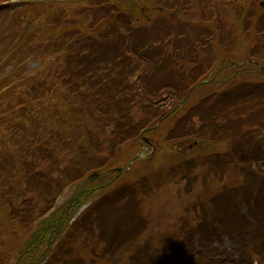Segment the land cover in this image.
Returning a JSON list of instances; mask_svg holds the SVG:
<instances>
[{
    "label": "trees",
    "instance_id": "16d2710c",
    "mask_svg": "<svg viewBox=\"0 0 264 264\" xmlns=\"http://www.w3.org/2000/svg\"><path fill=\"white\" fill-rule=\"evenodd\" d=\"M56 1L68 2V8L54 9ZM22 2V7L13 11L0 7V22L4 23L6 16L12 17L17 22L16 34H21L19 22H23L22 36L28 37L25 46L29 43L33 47L43 45L50 50L49 56H54L44 70H39L41 66H38L25 73L31 57L28 50L9 46L0 49L1 56L9 54L12 65L18 66L14 80H0V229L13 223L23 233L43 213L40 199L49 202L54 193H60L92 169L117 161L121 145L129 141L136 144L143 129L154 126L164 117L166 109L155 106L162 92L166 93L167 89L175 91L178 87L183 93L181 85L186 87L193 82L182 83L178 78L181 67L172 66L168 72V67L175 61L173 57L181 60V52L185 51L183 46L182 51L180 46L175 48L180 52L176 56H171L168 51L172 40L181 41L178 35L165 41L160 31L150 29L148 21L134 26L131 23L133 13L126 11V3L119 0ZM233 3L237 8L235 0ZM72 6H83V9H73ZM42 10L44 39L38 36L40 24L35 21ZM88 10H92L89 21ZM247 17L246 27L254 28L252 36H264L261 32L264 18H259L256 24L250 14ZM196 23H188L182 40L187 41ZM163 30L170 29L163 27ZM0 72L7 73V70L1 69ZM242 90V93L229 96L230 103L239 110L234 120L235 136L238 135L239 140L233 151L242 156L246 168L251 171H247L246 182L241 185L200 196L204 206L197 223L190 224L195 219L191 214L182 218L186 245H191L196 235L202 244L211 237L219 238L223 233L238 230H250L264 238V224L259 218L262 210L264 213V172L260 175L264 164V151H260L264 150V138L256 139L260 134L264 135V100L262 109L260 107L254 113L258 115L254 125L246 128V110L253 106L249 102L262 90L255 85H246ZM217 104L214 103L213 109ZM195 116L199 117L201 134L214 132V112L197 105L188 111H180L174 126L168 127L167 136L176 138L195 135V132L198 135L199 131L192 122ZM184 163L188 171H194L196 167L203 169L205 174L215 170L210 161L194 157L187 158ZM243 206L251 211L259 225L250 224L249 218L244 217L241 213ZM92 213L93 210L85 213L81 220L89 218ZM94 215L104 218L103 211ZM124 219L128 220V229L120 235L115 247L106 248V254L114 255L125 247H133L126 264H159L163 258L176 263L183 260L185 252L183 254L172 246L180 237L177 233L171 235L172 238L161 236L159 239L160 236L155 235L157 242L150 243L142 237V226H131L135 219L133 211H128ZM77 226L82 228V222ZM4 227L0 235L6 237L8 231ZM102 230L105 236L115 238L114 234L119 233L121 227L112 225V233L108 228ZM16 234L13 229L9 238ZM18 244L15 242L11 248L13 253L18 250ZM73 255L74 258L70 254L66 262L60 255L58 258L54 256L50 264H101L105 261L104 254H95L94 259ZM24 263L25 260L21 264Z\"/></svg>",
    "mask_w": 264,
    "mask_h": 264
},
{
    "label": "rangeland",
    "instance_id": "374dc122",
    "mask_svg": "<svg viewBox=\"0 0 264 264\" xmlns=\"http://www.w3.org/2000/svg\"><path fill=\"white\" fill-rule=\"evenodd\" d=\"M119 1L124 4L123 1ZM147 2L149 9L144 11L142 16L145 20L146 18L149 19L148 22L151 24L150 29H154L155 32L163 30L164 22H168L171 24L170 30H173L171 32H178L186 27V24H183V21L189 17V14L185 13L183 10H159V8H166L165 6H163L166 4L165 0H160L162 4L157 3L156 0H147ZM200 2L201 1L199 0L198 4ZM218 3L220 4V0H217L216 3L218 13L215 17H217V20L214 21L212 25L215 27L221 26L222 23L219 16L224 17L225 24L223 26L224 31L219 32L216 36L215 41H218V43L215 44L213 50L214 54H216L220 50H226V48L222 46L221 43L225 45L229 40L233 41V43L236 45L235 51L233 53L234 58L241 57L243 53H261L264 56V49L262 48L261 50L260 48H258V45L263 42L264 36H252L253 32L252 34L251 32L248 33L251 27H246V21H248L247 15L251 12H254L253 7H250L251 5L247 3L241 4L239 8H236L234 4L223 5L222 3L218 5ZM257 4H260V1L256 3V6H258ZM198 6L200 7L201 4H199ZM221 6L225 10L226 7H228L227 12L222 10ZM72 8L82 10L83 6H81L80 8H78V6H72ZM213 8L214 7H212L211 9ZM262 8L264 9V6H262ZM136 15L138 14L136 13ZM90 17L91 14L87 16L88 19H90ZM259 18H264V11L259 10L258 18L256 20H253V22L258 24ZM213 26L207 27L204 25H195V28H214ZM0 27H2V25ZM227 32L230 36H226ZM179 44H181V41L175 42L174 40H172V50H174ZM223 53L224 52L222 51L220 52V54ZM172 54L174 56L178 55L175 53ZM183 57L184 56L181 55V60H179V63L177 65H180V63L183 62ZM205 58L206 57H202V59ZM34 66L35 62H33V64L30 66V69H32ZM242 79L247 78L242 77L239 80ZM251 79L255 82L257 81V78ZM245 86L246 82H242L239 83V85L235 87V89L242 90V88H244ZM209 89L210 88L207 87L206 89L197 90L192 97V101H197ZM166 98H168L167 100H165L166 102H168L166 106L169 105L170 107L173 103V101L170 103L172 98H169L167 96ZM255 107H261L260 109H262L263 105L259 104ZM253 110L254 108H248L246 110L247 115L245 117L246 121L248 122L246 128L249 129L254 123H250L248 120H254L258 117V115L253 113ZM226 116L229 119H234L236 116V112L229 113ZM179 117L180 113L170 116L166 119V121L162 123L160 129L157 132L152 131L153 133L149 134L150 136L156 138L155 143L158 147L156 148L155 153L148 151L146 148L140 147V143L138 141L136 142V144L132 143L134 144V146L124 150V156L128 157L130 154L133 155L137 152L140 153L141 151L142 155L138 160L136 159L131 164V169L123 172L118 178L113 180V182H111V185L106 188V190L101 189L100 187H98V185L103 182L105 183V181L108 179L102 178L98 180L95 184V186L98 187V190H96L94 193H92L93 191L91 192V196L92 198H94V204H101V202L103 201L109 203L111 206H114L116 202H119L120 204L116 209L124 213L126 212L125 209L126 206H128V201H130L129 207L131 211L135 213V219L131 222V225L135 228H139L142 226L141 229L144 230L142 237L146 241L150 240V243L156 241L154 238L157 233H159V239H161V236L169 238L171 235H173V231H176L181 223L180 219L182 215L191 214L197 220L201 214V207L204 206V203L200 202V196H203L210 191L215 193L220 191L221 189L232 188L235 185H240L244 181V173L242 172V169H245V174H247V171H251L249 168L243 167L238 162L236 152H233L232 159L234 160V162H225L217 158L219 164L215 167L217 169V171L214 170L216 173L210 170L211 172L204 174L202 172V169H200L199 167H196L194 171H188L185 163H183V165L181 166L172 167L170 158L173 157L174 154L178 153V149L180 147L186 146H179L178 141L170 139V137L167 136L168 127L172 128ZM242 120L244 122V117L242 118ZM262 121L264 123V118L262 119ZM260 138H264V136ZM231 139H233V137L229 136V139L220 140V143L215 145H213V142L204 141L199 148H193V151L190 153V155L192 156L197 154L198 152L208 150L225 152L229 148L228 145L230 144ZM238 140L239 139H237V141ZM255 142H257L256 139ZM126 146L127 145H125L123 148H125ZM119 151H121V149ZM185 154H187V152H185ZM122 157L123 156H121V158L117 160V162H119ZM226 157L228 156H225V158ZM126 162H122L124 163L122 164L124 165L123 167H125V165L127 164ZM119 165H121V163ZM146 172H148L149 174L146 178L143 179L142 186L137 187L136 178L142 176L143 174H146ZM181 174H185V178H181ZM93 180L94 178H92L91 181L87 183L89 189H92L94 187L93 184H91ZM73 190L68 189L59 196V199L57 200L58 204L56 203L57 207L73 192ZM100 190L104 192V195L108 196V201H106L101 196L102 194L100 193ZM133 192L139 193L141 198L139 196L135 198L132 195ZM130 195L132 196L131 200L129 198ZM113 196L115 198H111ZM51 198H53V196ZM39 201L40 206L44 211L48 207V202L45 198H42ZM106 209L112 210L111 208ZM140 210H142L143 213H139ZM247 216L252 219L249 213H247ZM195 219L191 220V225L196 223ZM3 227L0 229V233L2 232ZM4 228L6 231H8V234L6 237L0 235V264H7L13 259L14 260L12 264H14L18 253L14 257L15 253H13V249L11 248L14 246L15 242L19 244L23 243L24 235L22 234L19 226L16 224L10 223ZM85 228L86 226L83 225L82 231L80 232V227L77 225H72L71 227H69L68 233L63 236V249L61 254L72 253L83 256L84 252L79 251L82 249L85 243V237L83 235V230H85ZM13 229L17 232V234L15 237L9 238V232H12ZM70 238H76V241L67 242ZM182 244L185 247V244ZM172 245L179 248V243H174ZM163 246L165 247L166 245L163 244ZM208 247L213 252V258L215 260L221 261L223 264H264V262H262L256 254L257 252L264 250V243L260 241H253L249 233H246L245 235H236L233 233L231 235L227 234L225 236H222L217 240L212 239L211 245H209ZM75 250L77 252H75ZM206 260H208L207 257Z\"/></svg>",
    "mask_w": 264,
    "mask_h": 264
}]
</instances>
